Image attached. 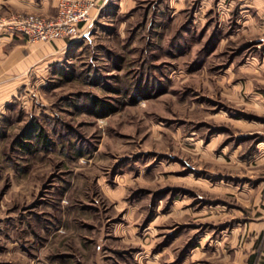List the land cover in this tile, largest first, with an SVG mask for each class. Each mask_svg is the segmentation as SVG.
Returning <instances> with one entry per match:
<instances>
[{"label": "rangeland", "instance_id": "374dc122", "mask_svg": "<svg viewBox=\"0 0 264 264\" xmlns=\"http://www.w3.org/2000/svg\"><path fill=\"white\" fill-rule=\"evenodd\" d=\"M114 3L0 97V264L262 257L264 14L253 0ZM27 124L42 140L21 150Z\"/></svg>", "mask_w": 264, "mask_h": 264}, {"label": "crops", "instance_id": "0c3cea01", "mask_svg": "<svg viewBox=\"0 0 264 264\" xmlns=\"http://www.w3.org/2000/svg\"><path fill=\"white\" fill-rule=\"evenodd\" d=\"M0 17L15 9L36 11L45 15L55 12L57 0H0ZM118 7L131 5L133 0H113ZM89 13L96 14L107 0H99ZM256 9L264 14V0H253ZM6 13V14H5ZM90 14L89 17H91ZM87 21V20H86ZM86 21L82 25L86 24ZM70 41L64 37H54L44 41L29 42L23 34L13 32L5 27L0 19V97L12 90L26 78V72L35 73L38 78L50 72V65L56 62ZM255 235L260 231L261 226ZM263 231V230H262ZM252 250V249H251ZM245 253L244 264H264L262 257L253 259V253Z\"/></svg>", "mask_w": 264, "mask_h": 264}, {"label": "built area", "instance_id": "2783aa9c", "mask_svg": "<svg viewBox=\"0 0 264 264\" xmlns=\"http://www.w3.org/2000/svg\"><path fill=\"white\" fill-rule=\"evenodd\" d=\"M93 4V0H57L52 15L17 9L0 19L7 29L23 34L29 42L54 37L73 39L84 30L82 23L88 19Z\"/></svg>", "mask_w": 264, "mask_h": 264}, {"label": "trees", "instance_id": "16d2710c", "mask_svg": "<svg viewBox=\"0 0 264 264\" xmlns=\"http://www.w3.org/2000/svg\"><path fill=\"white\" fill-rule=\"evenodd\" d=\"M93 104L95 105V107H99L101 110L99 111H106L105 108V102H102L100 99L95 98L93 100ZM96 107V108H97ZM34 138L38 141L39 139L42 140V133L40 132L39 128L36 127V125L34 126H29L27 124L26 127H24L22 130L19 131L17 137H16V144L17 147L20 148L21 150H27L31 144V141L34 140ZM33 139V140H32ZM44 140V138H43Z\"/></svg>", "mask_w": 264, "mask_h": 264}]
</instances>
